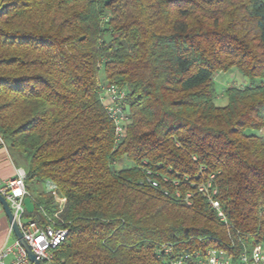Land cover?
<instances>
[{"label":"trees","instance_id":"1","mask_svg":"<svg viewBox=\"0 0 264 264\" xmlns=\"http://www.w3.org/2000/svg\"><path fill=\"white\" fill-rule=\"evenodd\" d=\"M231 70L248 85L218 107ZM105 86L127 90L119 141ZM261 130L264 0H0V147L26 174L22 219L68 231L51 264L263 244Z\"/></svg>","mask_w":264,"mask_h":264},{"label":"built area","instance_id":"2","mask_svg":"<svg viewBox=\"0 0 264 264\" xmlns=\"http://www.w3.org/2000/svg\"><path fill=\"white\" fill-rule=\"evenodd\" d=\"M126 96V88L117 86L102 87L100 93V102L113 124L116 141L121 140L125 134L127 123ZM258 135L264 138V130L259 131ZM25 178L24 170L16 169L13 179L0 182V196L8 204L22 240L30 248L35 260L39 264H51L53 251L66 241L68 231L60 228L54 222H50L49 226L41 228L31 221H23V200L28 196L24 187ZM151 186L156 188L157 185L152 182ZM45 192L51 194L59 213L63 209L65 199L56 194L55 186L50 183L45 185ZM210 206L218 213L217 217L222 219L218 203L211 201ZM57 214L53 218H57ZM8 234H12L10 226ZM156 256L166 259L165 264H264V243L255 245L249 251L243 249L239 253H235L232 245L230 249L226 250H208L202 258L198 253L195 255H174L171 245H163L157 249ZM0 264L31 263L19 242L14 240L13 243L0 250Z\"/></svg>","mask_w":264,"mask_h":264},{"label":"crops","instance_id":"3","mask_svg":"<svg viewBox=\"0 0 264 264\" xmlns=\"http://www.w3.org/2000/svg\"><path fill=\"white\" fill-rule=\"evenodd\" d=\"M21 169L16 167L10 160L7 150L4 147H0V182H7L14 178L15 170ZM28 198L23 200V210L25 213H29L32 210V204ZM9 224L0 208V250L13 243L15 240L13 234L9 235Z\"/></svg>","mask_w":264,"mask_h":264},{"label":"rangeland","instance_id":"4","mask_svg":"<svg viewBox=\"0 0 264 264\" xmlns=\"http://www.w3.org/2000/svg\"><path fill=\"white\" fill-rule=\"evenodd\" d=\"M213 81L215 83V88L217 92L216 100L214 101V103L218 107H224L226 105V99L223 96V92L225 89L230 87L241 88L248 85V82L245 79L241 78L238 75V73L235 72L234 70H231L226 74L224 73L216 74L213 78ZM247 134H251V132H248ZM8 155L10 157V160L14 162V160L16 159L15 154L9 151ZM19 167L21 168V165ZM23 221H27V219H23Z\"/></svg>","mask_w":264,"mask_h":264},{"label":"water","instance_id":"5","mask_svg":"<svg viewBox=\"0 0 264 264\" xmlns=\"http://www.w3.org/2000/svg\"><path fill=\"white\" fill-rule=\"evenodd\" d=\"M0 208L11 228L12 234L15 238V240H17L20 244V246L23 248V250L25 251L28 260L31 264H39L36 260L35 257L33 255V253L31 252L30 248L28 247V245L22 240V236L20 234V231L16 225V223L13 220V216L10 212L9 206L6 203V201L0 196Z\"/></svg>","mask_w":264,"mask_h":264}]
</instances>
